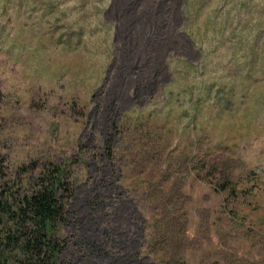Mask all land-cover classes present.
Wrapping results in <instances>:
<instances>
[{
	"label": "rangeland",
	"instance_id": "1",
	"mask_svg": "<svg viewBox=\"0 0 264 264\" xmlns=\"http://www.w3.org/2000/svg\"><path fill=\"white\" fill-rule=\"evenodd\" d=\"M53 166L62 264H264V0H0V184Z\"/></svg>",
	"mask_w": 264,
	"mask_h": 264
},
{
	"label": "trees",
	"instance_id": "2",
	"mask_svg": "<svg viewBox=\"0 0 264 264\" xmlns=\"http://www.w3.org/2000/svg\"><path fill=\"white\" fill-rule=\"evenodd\" d=\"M75 195L57 166L46 169L33 184H0V264H62L68 248L62 229ZM84 244L91 245H79Z\"/></svg>",
	"mask_w": 264,
	"mask_h": 264
}]
</instances>
